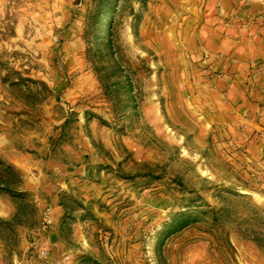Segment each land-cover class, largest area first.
Wrapping results in <instances>:
<instances>
[{"label":"rangeland","instance_id":"obj_1","mask_svg":"<svg viewBox=\"0 0 264 264\" xmlns=\"http://www.w3.org/2000/svg\"><path fill=\"white\" fill-rule=\"evenodd\" d=\"M0 160V264H264V0H0Z\"/></svg>","mask_w":264,"mask_h":264},{"label":"trees","instance_id":"obj_2","mask_svg":"<svg viewBox=\"0 0 264 264\" xmlns=\"http://www.w3.org/2000/svg\"><path fill=\"white\" fill-rule=\"evenodd\" d=\"M111 7V4L109 5ZM101 12H109V10H103ZM108 27L105 30V37L100 40L102 42V44L105 46L108 43ZM100 35H96L95 38V45H96V51L100 53L101 48L99 46H97L98 44V39H99ZM3 167V168H2ZM10 170L11 172L15 171V167L14 165L10 164V163H5L4 161L0 160V172L1 171H6ZM12 180L11 178H9V176H5L3 174L0 173V190H6V191H12V186H11ZM188 219L186 218V215L184 213H180L178 215V217L175 219L174 224L177 227H181L184 226L187 223Z\"/></svg>","mask_w":264,"mask_h":264},{"label":"built area","instance_id":"obj_3","mask_svg":"<svg viewBox=\"0 0 264 264\" xmlns=\"http://www.w3.org/2000/svg\"><path fill=\"white\" fill-rule=\"evenodd\" d=\"M44 221H45L46 224H49L50 223L51 218H50V216H49L48 213L45 214ZM39 253L41 255H44L46 253V248L44 246H41L40 249H39Z\"/></svg>","mask_w":264,"mask_h":264},{"label":"crops","instance_id":"obj_4","mask_svg":"<svg viewBox=\"0 0 264 264\" xmlns=\"http://www.w3.org/2000/svg\"><path fill=\"white\" fill-rule=\"evenodd\" d=\"M56 207H57V206H53L52 209H53V210H56Z\"/></svg>","mask_w":264,"mask_h":264}]
</instances>
